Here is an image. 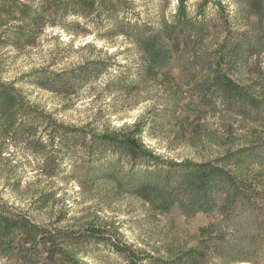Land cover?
Listing matches in <instances>:
<instances>
[{"label":"trees","instance_id":"1","mask_svg":"<svg viewBox=\"0 0 264 264\" xmlns=\"http://www.w3.org/2000/svg\"><path fill=\"white\" fill-rule=\"evenodd\" d=\"M166 1L172 10L164 6L153 19L143 18L134 0H0V54L34 47L50 29L98 42L121 38L134 48L136 60L128 65H116L115 55L91 58L58 72L31 70L27 84L76 100L102 93L130 100L151 83L165 92L164 106L147 108L131 125L96 133L57 124L14 83L0 80V108L7 112L0 120V160L10 143L22 145L46 178L68 170L80 188L108 182L113 195L160 213L176 208L187 219L203 214L214 222L194 249L166 260L91 228H60L65 215L38 224L0 201V264H264V0ZM173 34L194 44L186 72L201 100L213 104L208 113L240 118L256 125L259 135L210 159L167 158L146 146L143 139L166 133L181 109L203 114L179 108L180 92L170 86L164 41ZM46 196L31 210L47 208L53 194ZM98 247L114 259L96 256Z\"/></svg>","mask_w":264,"mask_h":264},{"label":"rangeland","instance_id":"2","mask_svg":"<svg viewBox=\"0 0 264 264\" xmlns=\"http://www.w3.org/2000/svg\"><path fill=\"white\" fill-rule=\"evenodd\" d=\"M221 1L227 5L232 3L231 0ZM134 2L143 18L154 19L160 14L158 9L163 10L164 6H168L166 0ZM190 4L194 5L195 0H191ZM168 8L172 10L173 5ZM230 9L233 10L232 7ZM87 45L93 48L86 50ZM164 46L171 53L165 70L172 79L170 86L180 92L179 108L188 106V110H201L203 114L199 116L194 111L181 109L177 121L170 125L166 133L155 141L143 139L146 146L167 158L210 159L243 146L260 134L261 130L256 125L240 118L225 113H208L213 104H209L207 99L201 100L200 94L195 92L198 83L190 76L191 72H186L187 58L194 47L192 42L173 34L164 41ZM1 55L0 80L6 84L14 83L17 91L31 105L50 115L57 124L88 127L96 133L110 132L125 124L131 125L147 108L165 104V92L160 83H151L142 88L130 100L104 93L76 100L27 84L26 75L31 70L49 68L58 72L76 67L91 58L105 59L115 55L116 65H128L136 60V55L134 48L121 38L98 42L92 37L77 38L58 29H50L34 47L20 53L8 49ZM114 69L111 68L109 72ZM191 92L196 93L192 98ZM6 113L0 108V120ZM42 171L39 160L26 153L22 145L13 147L10 143L0 160V201L22 213L27 212L38 224L53 223L65 215L64 221L57 225L60 228H91L139 248L144 254L170 260L194 249L203 239L202 231L214 222L212 217L203 214L187 219L176 208L169 213H160L151 204H144L130 196L113 195L108 182L80 188L69 178L68 170L66 174L58 171L55 179L46 178ZM50 193L53 196L47 208L31 210L33 201ZM95 253L96 256L114 259L102 247L96 248Z\"/></svg>","mask_w":264,"mask_h":264}]
</instances>
